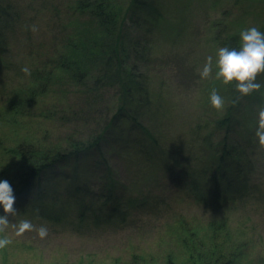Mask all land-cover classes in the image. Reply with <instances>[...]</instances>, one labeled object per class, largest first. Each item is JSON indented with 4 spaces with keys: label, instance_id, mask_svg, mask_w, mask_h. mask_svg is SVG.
<instances>
[{
    "label": "rangeland",
    "instance_id": "obj_1",
    "mask_svg": "<svg viewBox=\"0 0 264 264\" xmlns=\"http://www.w3.org/2000/svg\"><path fill=\"white\" fill-rule=\"evenodd\" d=\"M3 1L10 27L8 52L0 55V171L11 162L8 150L23 142L67 148L72 139L94 136L112 115L115 95L105 92L106 101L88 112L84 88L68 73L48 75L66 50L83 47L79 34L91 29L94 18L75 10L76 0ZM129 1L114 0L122 9ZM151 1L153 14L129 16L128 25L132 42L140 44L131 61L148 77L151 91L143 122L159 146L149 158L137 133L138 140L103 150L123 197L143 203L130 208L124 223L94 226L75 219L50 222L16 202L12 223L30 220L46 226L48 235L16 236L10 226L0 233L11 240L0 249V264H264V150L255 137L264 87L235 105L238 122L226 139L239 146L236 153L251 177L248 194L221 208L198 202L184 182L187 167L208 151L203 137L210 134L216 144L225 137L217 120L232 97L230 85L215 79V67L209 79H201L199 70L208 56L215 61L227 34L252 26L262 32L264 0ZM73 39L76 46H68ZM256 82L264 85V74ZM213 88L224 98L221 111L211 107Z\"/></svg>",
    "mask_w": 264,
    "mask_h": 264
},
{
    "label": "trees",
    "instance_id": "obj_2",
    "mask_svg": "<svg viewBox=\"0 0 264 264\" xmlns=\"http://www.w3.org/2000/svg\"><path fill=\"white\" fill-rule=\"evenodd\" d=\"M122 8L114 0H76L74 9L88 11L94 18L91 29L79 34L83 47L73 49L76 39L68 40L71 48L48 72L50 77L58 71L68 73L73 84L82 86L81 93L87 95L83 106L88 112L99 108L106 101L105 92L113 89L114 107L108 121L94 136L72 139L67 148L61 143L23 142L8 150L11 162L0 171V181L10 183L16 202L24 203L32 214L50 222L75 219L81 225L94 226L124 223L130 208L143 203L123 197L103 152L104 147L138 140L137 133L142 135L141 149L149 158H155L154 150L159 146V138L143 122L142 114L152 104L151 91L148 77L131 61L133 49L140 44L132 42L128 25L129 16H150L156 8L151 0H130ZM9 9L0 0V55L8 52ZM261 29L264 32V24ZM239 43L240 32H235L226 35L223 45L233 48ZM140 57L141 53L137 58ZM228 85L231 102L225 115L217 120L225 137L217 144L210 134L203 137L208 151L201 161L187 167L184 181L191 197L221 208L234 205L247 195L251 179L243 157L236 153L239 146L226 140L238 122L234 107L247 96H240L235 82Z\"/></svg>",
    "mask_w": 264,
    "mask_h": 264
},
{
    "label": "clouds",
    "instance_id": "obj_3",
    "mask_svg": "<svg viewBox=\"0 0 264 264\" xmlns=\"http://www.w3.org/2000/svg\"><path fill=\"white\" fill-rule=\"evenodd\" d=\"M34 33L38 31L35 25L31 29ZM215 67V79L222 81L228 85L235 82L236 91L240 96H248L254 91H260L264 85L257 81V76L264 73V32H261L255 26L243 29L240 32V43L238 47H220L217 49L215 61L210 55L199 70L201 79H209L213 76ZM21 71L25 75H31V69L24 66ZM210 104L214 109L221 111L225 107V101L219 95L216 88L210 92ZM264 99V93H262ZM255 130L259 149L264 150V104L258 108V121ZM16 198L13 188L7 180L0 181V207L3 213L0 215V233H6L8 228L14 231L16 236H22L29 231H35L37 235L43 239L48 235L46 226L36 227L30 220L21 219L16 223H12L9 219L17 214L14 207ZM11 240L7 235L0 237V249L7 247Z\"/></svg>",
    "mask_w": 264,
    "mask_h": 264
}]
</instances>
